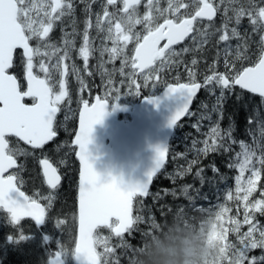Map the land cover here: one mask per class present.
<instances>
[{
  "label": "trees",
  "instance_id": "1",
  "mask_svg": "<svg viewBox=\"0 0 264 264\" xmlns=\"http://www.w3.org/2000/svg\"><path fill=\"white\" fill-rule=\"evenodd\" d=\"M244 45L211 47L216 56L209 53L215 63L210 68L217 76L231 81L258 62L264 46L251 39ZM21 59L15 56L13 68L19 82ZM177 81L183 82L181 76L172 83ZM8 142L13 151L20 145L13 138ZM25 149L17 153L24 171L17 180L19 188L29 196L45 188L39 161L48 158L61 175L53 211L61 217L74 215L78 164L73 148L48 144L41 150ZM247 154L253 157L255 177L240 198L235 191L238 165ZM133 217L125 236L111 237L122 242L113 244L107 264H182L185 254H191L193 264H229L250 223L264 230V100L233 87L201 89L188 116L175 128L167 162L148 196L134 199ZM100 232L111 236L106 229ZM20 250L5 256L2 264H39L31 248ZM249 253L252 259L245 264H264V245Z\"/></svg>",
  "mask_w": 264,
  "mask_h": 264
},
{
  "label": "water",
  "instance_id": "2",
  "mask_svg": "<svg viewBox=\"0 0 264 264\" xmlns=\"http://www.w3.org/2000/svg\"><path fill=\"white\" fill-rule=\"evenodd\" d=\"M126 1L128 6L140 0ZM16 13L14 0H0V208L15 220L31 219L40 227L42 206L28 201L14 177H3L18 167L15 158L7 155L6 138L14 137L30 148L40 149L55 137L52 122L57 113L42 80L27 75L26 89L21 92L10 73L16 52H21L25 60L32 57ZM199 16L211 20L214 12L206 8ZM260 19L264 24V13ZM188 35L184 27H179L163 36H147L135 51V69L143 72L152 67L156 57ZM163 39L167 43L157 52ZM222 84L227 87L228 82L222 79ZM232 87L264 100V52L254 66L241 71ZM199 91V84L169 85L159 95L133 106L114 104L109 110L107 102L95 99L92 109L81 110L72 140L79 165L75 264H100L94 248L98 229L111 228L114 237H121L132 228L133 199L147 197L153 179L167 161L175 126L186 118ZM30 98L35 100L33 105L24 103ZM118 115L129 118L118 119ZM41 169L46 185L56 188L61 180L56 168L42 161ZM53 263L63 264L58 254Z\"/></svg>",
  "mask_w": 264,
  "mask_h": 264
},
{
  "label": "flooded vegetation",
  "instance_id": "3",
  "mask_svg": "<svg viewBox=\"0 0 264 264\" xmlns=\"http://www.w3.org/2000/svg\"><path fill=\"white\" fill-rule=\"evenodd\" d=\"M15 2L19 15L22 3L20 0ZM25 2L28 3V18L31 19V27L25 35L33 51V57L21 61L16 72H19L20 77L31 74L45 82L50 90L51 105L57 109L52 123L55 137L49 145L51 147L67 145L73 148L76 162V149L72 146V139L78 127L81 109H92V100L96 98L107 101L109 106L115 102L120 103L117 97L124 94L125 78L120 59V45L129 44V41L124 42L125 39L129 40L126 35L129 31L134 33L135 29H139L143 37L154 32L163 35L171 28L189 22L190 37L169 49L163 58L156 60L154 67L141 75L156 74L161 78L179 75L183 80L197 81L198 78L203 80L207 76L205 66L201 73L198 72V64L201 65L202 59L205 58L203 54L199 58V53H202L204 47L203 35L208 32L210 25L217 23L222 17V9L214 0H141L129 8L126 7V0H25ZM205 6H212L215 11L212 21L197 17V13ZM132 13H135L133 17L136 22L132 23L131 28H127L123 20ZM37 18L41 23L39 28L35 22ZM96 36H103L101 41L107 38L109 57L100 51L101 44L98 49L96 48L98 43ZM164 43L160 44L159 49ZM99 56L104 62L109 60L112 68L110 74L113 76L103 89L106 95L102 86L98 87V81L95 80L100 73ZM170 65L175 69L168 71ZM20 86L22 89L25 88V81L21 80ZM34 102L33 99L28 100V104ZM43 160L50 161L48 158L40 159L41 175ZM56 162L61 165L57 160ZM22 168L19 163V167L10 172L16 180L23 176ZM55 168L59 172L58 167ZM41 191H44V188L33 190L34 196L22 191L30 201H38L43 205L44 222L41 228L36 227L28 219L14 221L10 215L0 210L1 260L8 254H15L18 250L21 252L20 249L23 248H31L32 254L39 255H54L58 252L50 244V229L47 226H54L55 221H63L67 217L57 214L54 216L58 218L52 217L54 203L49 202L45 205V198L41 199L46 194L51 198L52 193L45 191L43 194Z\"/></svg>",
  "mask_w": 264,
  "mask_h": 264
},
{
  "label": "rangeland",
  "instance_id": "4",
  "mask_svg": "<svg viewBox=\"0 0 264 264\" xmlns=\"http://www.w3.org/2000/svg\"><path fill=\"white\" fill-rule=\"evenodd\" d=\"M20 2L22 3V9L17 19L22 25L24 31L27 32L31 27V19L28 18L27 15L28 3H26L25 0H20ZM214 2H216L218 7L222 9V17L217 21V23L210 25L208 32L203 35V55L205 58L202 59V62L204 64L202 63L198 67L199 73H201L202 69H204V66L207 68V77L205 80H203L202 84L211 90L222 88L220 83L221 76H217L215 69L210 68L212 66H215L213 60L209 59L210 52H212L211 57L216 56V53H214L212 48H217L220 50H223L224 48L231 49L235 44L243 46L245 41H248L250 39L257 42L258 44L264 45V26H262L259 21L260 13L264 12V0H214ZM152 4H154V1L152 2ZM133 16H135V13H132L128 15V17L124 18L123 23L125 27L131 28L132 23L136 22ZM35 22L37 27L39 28L41 24L39 18H37ZM135 30L136 32L134 33H131L129 31V33L126 34L129 37V44L126 46L120 45V59L122 63V72L125 78L124 94L117 97V100L120 101V103H133V99L137 96V93L140 90L147 92V96H153L162 87L168 84L166 78L158 77L156 74H154L153 76L137 75V73L133 69V51L139 43L140 38H143L140 30ZM241 31L245 32L244 35H246V38H243L244 35L241 33ZM96 38H98L96 48L98 49L99 45L101 44L100 51L109 57V55L107 54V38L104 41H101V38H103V36H96ZM208 44H210V46H208ZM237 47L236 49H238ZM112 62H114V60ZM96 64H98V60H96ZM99 66L100 73L96 76L95 80L98 81V87L99 85H101L103 90L106 87L105 85L108 84L107 81H109V79H111L113 76L112 74H110V69L112 68L109 64V60L104 62L100 58V56ZM103 93L106 95V92H104V90ZM11 153L15 156L16 153L24 154L26 153V149L19 146L16 148V151H11ZM254 177L255 165L253 162V157L250 154H247L243 157L238 165V178L236 179L235 191L240 198L244 196V194H246L247 189L250 187ZM46 191L48 193H51L48 190ZM41 192L43 194L45 193V191ZM50 195H52L51 198H49V195L47 196V194L41 197V199L45 198V205H47L49 202L54 201V193ZM51 214L52 217L58 218L54 216V211H52ZM48 216L51 217L50 215ZM66 217L67 219H63V221H55L54 226L47 227L48 229H50V244L57 249V251L60 253L61 258L65 261L66 264H74L72 257L75 238V217L70 215ZM51 229L55 231L51 232ZM109 235L111 234L109 233ZM111 237L112 236H108L103 233H97L95 235V248L102 264H107V261L109 260L111 255L110 253L113 249V244L119 245L122 242L121 240L112 241ZM258 244L264 245V230L261 231L256 224L250 223L245 228V233L240 249L238 250L237 254L231 259V262L229 264H245L251 261L252 254H250L249 252ZM43 262V264H53V255L45 257V260L43 258ZM38 263L41 264L40 260H38ZM182 264H193L191 254H185Z\"/></svg>",
  "mask_w": 264,
  "mask_h": 264
},
{
  "label": "bare ground",
  "instance_id": "5",
  "mask_svg": "<svg viewBox=\"0 0 264 264\" xmlns=\"http://www.w3.org/2000/svg\"><path fill=\"white\" fill-rule=\"evenodd\" d=\"M108 233V232H107Z\"/></svg>",
  "mask_w": 264,
  "mask_h": 264
}]
</instances>
